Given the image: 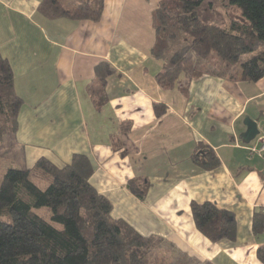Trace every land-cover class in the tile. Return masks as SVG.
I'll return each mask as SVG.
<instances>
[{
  "label": "crops",
  "instance_id": "1",
  "mask_svg": "<svg viewBox=\"0 0 264 264\" xmlns=\"http://www.w3.org/2000/svg\"><path fill=\"white\" fill-rule=\"evenodd\" d=\"M45 1L0 0V54L23 101L16 135L0 140L6 169L32 170L40 160L62 169L86 156L112 217L161 239L167 264H264V232L253 229L264 212V155L251 151L264 137V76L204 75L163 90L154 14L172 0H104L97 22L49 18L40 11ZM101 65L113 69L104 85ZM203 151L216 168L199 162ZM132 181L147 189L144 199ZM192 203L231 213L236 239L204 236Z\"/></svg>",
  "mask_w": 264,
  "mask_h": 264
},
{
  "label": "trees",
  "instance_id": "2",
  "mask_svg": "<svg viewBox=\"0 0 264 264\" xmlns=\"http://www.w3.org/2000/svg\"><path fill=\"white\" fill-rule=\"evenodd\" d=\"M169 2L154 14L153 52L163 62L156 77L160 88L186 89L204 75L252 81L264 76V0L221 1L245 21L229 19L223 26L202 19L204 6L214 8L209 0ZM103 9L104 0H83L71 9L61 0H46L40 7L49 18L94 22ZM96 73L104 85L113 69L101 65ZM22 106L12 68L0 54V140L16 135ZM155 109L158 117L165 113L158 105ZM210 154L203 151L199 159L209 170L219 165ZM92 174L91 162L83 155H75L62 169L46 160L32 170L8 169L0 182V264H165L155 256L162 240L143 237L115 220L111 202L91 185ZM35 181L47 183L46 188ZM129 189L144 199L147 189L136 181ZM191 208L198 230L212 242L236 239L231 213L210 203H192ZM253 229L257 235L264 232V212L255 214ZM260 258L264 261V249Z\"/></svg>",
  "mask_w": 264,
  "mask_h": 264
},
{
  "label": "rangeland",
  "instance_id": "3",
  "mask_svg": "<svg viewBox=\"0 0 264 264\" xmlns=\"http://www.w3.org/2000/svg\"><path fill=\"white\" fill-rule=\"evenodd\" d=\"M209 1L212 3L211 5H214V8L212 9L208 6H204V9L202 10V14H201V17L204 21L212 22V23H216V24H221L222 26L224 24H226L229 19L245 22L244 19L241 17L239 12H237V13H235L233 11L228 12V10H226L223 7V4L221 3V1H223V0H217V2H216V0H209ZM63 2H64L66 7L75 8L81 2H83V0H63ZM4 141H10V139L4 138ZM8 163L9 162H6V159L0 158V182L2 181L3 175L6 172L5 170H7L6 167H8V165H7ZM35 182L38 186H40V188H42V189L46 188V186L40 184V182H38V181H35ZM162 251H163V249H161V246H160L158 248V250H156L155 256L158 258V260L160 262H164L165 264H167V262H166L167 261V259H166L167 255L161 256V254H163ZM168 262H169V264H171L170 261H168Z\"/></svg>",
  "mask_w": 264,
  "mask_h": 264
},
{
  "label": "built area",
  "instance_id": "4",
  "mask_svg": "<svg viewBox=\"0 0 264 264\" xmlns=\"http://www.w3.org/2000/svg\"><path fill=\"white\" fill-rule=\"evenodd\" d=\"M251 151L253 153H258L259 155H264V137L259 139V147L253 148Z\"/></svg>",
  "mask_w": 264,
  "mask_h": 264
},
{
  "label": "water",
  "instance_id": "5",
  "mask_svg": "<svg viewBox=\"0 0 264 264\" xmlns=\"http://www.w3.org/2000/svg\"><path fill=\"white\" fill-rule=\"evenodd\" d=\"M250 126L251 127H250V129L248 131V136L254 137V136H256L258 134L256 124L252 123Z\"/></svg>",
  "mask_w": 264,
  "mask_h": 264
}]
</instances>
